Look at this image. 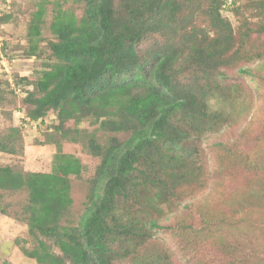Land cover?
<instances>
[{
	"label": "trees",
	"instance_id": "1",
	"mask_svg": "<svg viewBox=\"0 0 264 264\" xmlns=\"http://www.w3.org/2000/svg\"><path fill=\"white\" fill-rule=\"evenodd\" d=\"M68 1L55 2L52 62L39 72L36 95L26 98L30 120L56 114L59 137L47 140L56 146L51 170L0 165V215L27 226L33 245L21 251L36 264H115L125 257L129 264H171L165 254L140 248L154 228H173L159 224L158 205L200 178L196 139L221 131L235 120V104L261 95L264 73L248 64L264 59L256 49L264 41V0L251 3L263 20L249 27L244 18L238 32L220 13L226 0H76L83 3L80 16L62 7ZM45 11L39 5L28 24L29 55L38 51ZM84 120L126 138L100 143L77 127ZM20 139L1 138L0 151L17 153ZM66 139L100 158L76 225L65 223L73 203L70 177H79L84 165L63 152ZM258 151L242 157L243 169L264 163ZM243 219L214 220L202 227L204 236L225 252L236 239L225 243L224 235L241 232ZM243 259L231 264H246Z\"/></svg>",
	"mask_w": 264,
	"mask_h": 264
},
{
	"label": "rangeland",
	"instance_id": "2",
	"mask_svg": "<svg viewBox=\"0 0 264 264\" xmlns=\"http://www.w3.org/2000/svg\"><path fill=\"white\" fill-rule=\"evenodd\" d=\"M253 1L226 0L225 6H222L220 13L235 32H238L244 18L249 27L263 20L253 15ZM55 2L0 0V54L3 56L0 58V139L9 134L21 138V142L15 143L17 153L0 151V165L10 164L31 171L51 170L56 146L47 143V140L59 137L60 133L53 131L56 114L50 110L42 119L30 120L26 112L31 105L26 98L29 93L36 95L35 82L39 72L45 64L52 62L48 43L55 39L49 29ZM39 5L46 8L45 22L38 51L33 56L28 54V24ZM82 6L83 3L76 0L62 4L63 8H71L77 16L83 13ZM4 14H9V17L5 18ZM152 41L146 39L141 46H148ZM256 49L264 58V41ZM248 66L264 73V59H257ZM233 114L235 120L224 125L221 131L206 133L196 139L198 152L193 158L201 167L200 178L198 176L193 183L187 182L177 188L170 204L158 205L161 209L159 224L173 228H154L152 237L140 248L142 252L165 254L171 264H231L243 257L248 259L246 264H257L264 259V163L253 168L255 173L253 169H243L242 161V157L261 154L259 148L263 150L260 159H264V89L261 95L253 97L248 103L235 104ZM66 126L73 128L74 124L68 121ZM12 127H17V131H12ZM77 127L94 132L99 142L104 144L109 136L116 135L120 140L126 138L125 133L110 134L99 130L97 124L89 120L82 121ZM60 143L63 152L79 157L84 165L79 177L70 174L73 203L69 210L70 221L65 223L76 225L85 209L100 158L90 155L81 143L69 139L60 140ZM153 215L156 217L158 214L154 212ZM239 215L244 216L245 221L241 224V232L224 235L225 243L236 239L233 245L225 252L216 245L211 246L202 227L212 225L219 218L234 220ZM182 225L186 228H177H182ZM179 231L184 232L185 237L177 235ZM32 245L33 237L25 224L0 215V264L4 261L36 264L34 259L21 251V246L31 248ZM115 264H129V258L118 259Z\"/></svg>",
	"mask_w": 264,
	"mask_h": 264
},
{
	"label": "clouds",
	"instance_id": "3",
	"mask_svg": "<svg viewBox=\"0 0 264 264\" xmlns=\"http://www.w3.org/2000/svg\"><path fill=\"white\" fill-rule=\"evenodd\" d=\"M4 4H6V2L4 3ZM3 56H2V54H0V58H2ZM3 63V62H2ZM4 65V64H3ZM5 70H7V68H5Z\"/></svg>",
	"mask_w": 264,
	"mask_h": 264
}]
</instances>
